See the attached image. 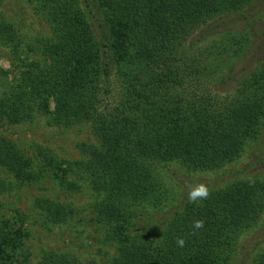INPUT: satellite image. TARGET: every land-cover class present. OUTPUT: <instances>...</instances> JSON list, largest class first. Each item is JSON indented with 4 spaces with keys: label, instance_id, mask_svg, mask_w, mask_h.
<instances>
[{
    "label": "trees",
    "instance_id": "1",
    "mask_svg": "<svg viewBox=\"0 0 264 264\" xmlns=\"http://www.w3.org/2000/svg\"><path fill=\"white\" fill-rule=\"evenodd\" d=\"M36 1L51 35L27 49L33 60L23 64L18 88L0 98V125L23 121L38 105L54 126H90L96 144L82 145L81 159L60 170L63 177L74 169L83 173L99 221L111 224L106 241L118 244L119 254L109 264H227L234 239L255 225L264 207V187L257 182L210 192L156 242H120L127 241L129 223L146 206L160 211L167 204L160 168L217 170L255 139L264 117V61L241 79L240 95L225 106L184 95L190 84L183 74L205 40L204 20L227 7L239 10L246 0H92L84 8L77 0ZM20 43V35L0 23V44L20 53ZM246 43L226 37L219 55L241 58ZM194 60L189 75L214 78L213 61L200 67ZM35 164L0 140V168L19 186L42 178ZM10 191L11 184L0 178V193ZM36 207L52 225L73 217L70 206L47 199L37 200ZM195 220L204 227L194 229ZM178 237L185 239L184 247L177 246ZM6 244L0 226V249ZM40 264L94 263L49 253ZM255 264H264V258Z\"/></svg>",
    "mask_w": 264,
    "mask_h": 264
},
{
    "label": "rangeland",
    "instance_id": "2",
    "mask_svg": "<svg viewBox=\"0 0 264 264\" xmlns=\"http://www.w3.org/2000/svg\"><path fill=\"white\" fill-rule=\"evenodd\" d=\"M77 1L80 8L92 4V0ZM38 8L36 0H0V23L10 25L21 37L20 53L0 44V98L18 88L23 64L33 60L27 50L30 45L51 35L49 24L38 14ZM203 24L200 29L205 40L197 45L183 74L187 75L185 83L192 85L187 86L184 95L187 98L194 96L199 104L221 103L225 106L240 95L236 86L241 79L264 61V0H246L239 10L227 7L217 16L204 20ZM226 37L247 40L243 57L228 61L227 57L219 55ZM194 59L199 60L200 67L213 61L214 78L197 80L193 74L189 75ZM229 76L233 79L222 85L221 79ZM49 109L53 110V101H50ZM0 140L19 150L24 159L35 160L36 171L42 175L36 183L21 187L12 175L0 168V178L11 184L10 192L0 193V226L5 229L7 238V244L0 249V264H25L26 257H29L26 264H40L49 253L68 256L78 263H111L119 254V245L106 241L111 224L99 221L88 181L75 169L67 171L64 177L60 170H66L68 164L81 159L82 145L96 144L90 126H54L50 115L34 105L23 121L0 125ZM41 155L53 158L56 164H46ZM160 172L163 185L168 188L167 204L160 211L146 206V212L129 223L127 241H121V245L131 238L145 243L152 239L156 242L168 227L174 226L179 215L203 202L188 201L189 185L205 183L210 192L235 182H257L264 187V117L255 139L227 165L217 170H191L167 164ZM39 199L70 206L73 217L52 225L36 207ZM232 244L234 247L227 264H255L264 258V207L255 225L240 233Z\"/></svg>",
    "mask_w": 264,
    "mask_h": 264
},
{
    "label": "clouds",
    "instance_id": "3",
    "mask_svg": "<svg viewBox=\"0 0 264 264\" xmlns=\"http://www.w3.org/2000/svg\"><path fill=\"white\" fill-rule=\"evenodd\" d=\"M210 197V189L205 183H198L188 186L187 198L190 203H195L198 200H206ZM203 220L193 221L194 229H201L204 227ZM176 244L178 247H184L186 241L182 237L176 239Z\"/></svg>",
    "mask_w": 264,
    "mask_h": 264
}]
</instances>
